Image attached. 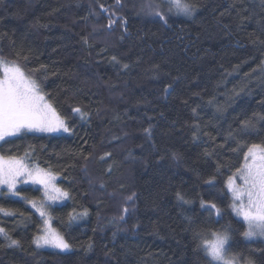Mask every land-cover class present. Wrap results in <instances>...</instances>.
I'll return each mask as SVG.
<instances>
[{
	"label": "trees",
	"instance_id": "16d2710c",
	"mask_svg": "<svg viewBox=\"0 0 264 264\" xmlns=\"http://www.w3.org/2000/svg\"><path fill=\"white\" fill-rule=\"evenodd\" d=\"M183 1L189 14L160 0H0V61L69 129L6 138L0 156L57 176L68 199L49 210L72 247H36L41 187L2 189L0 264H216L213 233L238 263L264 264L227 186L264 147V0Z\"/></svg>",
	"mask_w": 264,
	"mask_h": 264
},
{
	"label": "rangeland",
	"instance_id": "374dc122",
	"mask_svg": "<svg viewBox=\"0 0 264 264\" xmlns=\"http://www.w3.org/2000/svg\"><path fill=\"white\" fill-rule=\"evenodd\" d=\"M177 14H189L183 0H160ZM170 6V7H169ZM165 7V5H164ZM155 10H160L159 6ZM0 143L6 138L22 133L58 134L68 133L67 123L54 109L35 79L30 78L24 69L14 63L0 61ZM27 114L29 123L17 127L11 117ZM58 178L47 170L31 165L23 159H4L0 156V192L9 189L12 194L23 185L41 187L45 199L43 203L31 202L37 213L44 219V229L36 240L40 250L70 252L72 247L53 224L49 206L61 204L68 194L59 187ZM228 190L232 196V210L236 217L245 222V237L264 241V147H252L243 167L230 177ZM214 207L213 205H205ZM216 214L219 217L220 211ZM0 230H2L0 228ZM230 239L223 233H213L205 244L208 255L216 264H240L231 258Z\"/></svg>",
	"mask_w": 264,
	"mask_h": 264
},
{
	"label": "water",
	"instance_id": "95a60500",
	"mask_svg": "<svg viewBox=\"0 0 264 264\" xmlns=\"http://www.w3.org/2000/svg\"><path fill=\"white\" fill-rule=\"evenodd\" d=\"M13 120L15 121V125L17 127H25L30 121L28 119V115L27 114H15L13 116Z\"/></svg>",
	"mask_w": 264,
	"mask_h": 264
},
{
	"label": "flooded vegetation",
	"instance_id": "af4514ba",
	"mask_svg": "<svg viewBox=\"0 0 264 264\" xmlns=\"http://www.w3.org/2000/svg\"><path fill=\"white\" fill-rule=\"evenodd\" d=\"M11 121H13V117H11Z\"/></svg>",
	"mask_w": 264,
	"mask_h": 264
}]
</instances>
